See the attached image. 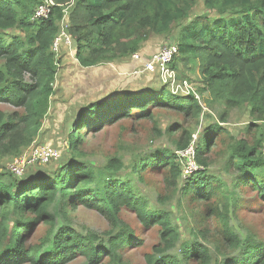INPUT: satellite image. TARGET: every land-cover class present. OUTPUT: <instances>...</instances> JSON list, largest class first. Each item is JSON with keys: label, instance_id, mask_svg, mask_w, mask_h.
I'll use <instances>...</instances> for the list:
<instances>
[{"label": "trees", "instance_id": "obj_1", "mask_svg": "<svg viewBox=\"0 0 264 264\" xmlns=\"http://www.w3.org/2000/svg\"><path fill=\"white\" fill-rule=\"evenodd\" d=\"M41 2L0 0V103L21 109L0 111L1 155L16 154L27 147L41 127L59 67L52 47L65 13L67 33L75 42V56L83 67L131 55L151 34L170 32L176 22L188 19L174 43L177 54L171 68L175 71L181 63L193 70L189 65H197L200 90L207 93L202 97L205 104L248 106L251 117L264 120V0H203L205 13L190 19L198 0H54L50 16L35 19ZM156 107L194 117L203 110L192 94H173L164 85L114 94L79 111L71 148L82 143L81 130L99 131L123 118L150 117ZM220 120L225 121L224 113ZM224 134L228 131L219 124L203 129V139L194 152L198 165H206L204 154ZM188 146L187 139L177 145L181 149ZM156 164L168 165L173 181L181 175L179 158L170 151L141 158L132 165L131 173L139 174ZM122 166L117 157H111L97 174L89 164L72 157L54 174L41 173L24 181L0 167V264H68L78 256L87 264H100L105 259L111 264H125L123 248L137 247L139 242L119 218L124 208L132 209L148 227L161 226L163 246H155L153 253L146 255V264H264V243L252 236L241 240L229 226L238 202L231 207L228 187L218 178L197 170L187 176L181 190L198 199L215 198L211 216L222 226L216 247L218 251L223 245L238 250L233 255L220 254V259L210 254L194 233V239L183 242L178 254L169 252L177 243L179 231L172 225L170 213L150 208L131 180L117 176ZM225 168L235 173L236 185L250 187L264 203L260 140L249 143L244 138L233 139ZM80 206L97 209L108 221L106 239L91 232L82 234L71 226L68 212ZM39 222L46 229L43 236L36 237Z\"/></svg>", "mask_w": 264, "mask_h": 264}, {"label": "rangeland", "instance_id": "obj_2", "mask_svg": "<svg viewBox=\"0 0 264 264\" xmlns=\"http://www.w3.org/2000/svg\"><path fill=\"white\" fill-rule=\"evenodd\" d=\"M204 13V2L198 0L190 11L189 19ZM187 21L188 19L176 22L170 32L151 34L135 52L139 53V60H134L131 58L132 54H129L123 59H114L92 67H83L77 62L75 42L68 35L67 26L60 21L59 31L67 33L66 35L71 39L69 42L60 40L57 48L53 49L59 67L48 110L34 140L27 147L19 149L16 154L8 152L0 154V167L3 172L9 171V166L16 158L27 153L34 146L46 144L57 148L61 157L47 164L30 166L19 180L36 178L41 173L52 175L72 157L86 162L99 174L111 157H117L123 165L116 172L117 176L131 180L137 194L146 199L150 208H158L170 213L172 225L179 231L177 243L169 252L178 254V248L183 242L194 239L195 236L192 235L194 233L207 246L209 253L215 254L213 256L220 259L225 253L233 255L238 250L233 251L223 245L221 251H218L216 247L219 244L216 237L219 236L222 226L216 217L211 216L216 205L215 198L198 199L193 195H185L181 189L188 179L187 176L197 170H206L210 177L218 178L225 184V188L228 187L231 207L235 205L236 200L238 202L229 218L232 231L241 240L252 236L264 243V203L250 187L236 185L235 173L225 168L227 151L233 139L244 138L249 143L260 140L264 155V120H255L251 117L248 106L227 108L217 102L212 105L205 104L202 97H207V93L200 90L202 83L197 65H189L190 68L193 66L191 70L181 63L178 64L174 72V81L176 84L187 82L199 94L203 107L199 116L186 115L171 108L156 107L151 111L150 117L123 118L99 131L81 130L82 143L76 149H72L70 145L75 139L74 125L80 105L82 107L92 102H101L114 94L137 93L160 88L163 85L168 90H172L170 83L167 82V86L158 76L141 72L142 64L147 60H143V57H152L162 47L176 43L181 26ZM172 93L183 95L179 90L176 92V88ZM12 110L21 111L10 104L0 103V111ZM222 113L225 115V121L220 120ZM211 124L223 126L228 134L216 139L211 145V150L204 154L206 165H198L195 154L187 155L185 148L181 149L177 145L182 143L183 139H187L189 147L192 146L195 150L201 142L200 139H203L201 137L203 129ZM163 151L173 152L179 158L181 175L177 180L173 181L169 166L166 164H156L139 174L131 173L132 165L141 158ZM188 162L191 163L193 170L186 174ZM262 174L264 175V169ZM52 212L56 214L57 208L53 207ZM68 213L71 226L78 232L82 234L91 232L106 239L104 232L110 226L97 209L80 206ZM57 217L61 220V215ZM119 218L131 229L139 242L137 247L128 245L123 248L121 252L123 261L125 264H146V255L153 253L155 246H163L160 239L161 226L159 224L146 226L132 209H122ZM45 229V224L39 222L35 229L36 237L43 236ZM68 264H87V261L84 257L78 256ZM100 264L111 263L105 259Z\"/></svg>", "mask_w": 264, "mask_h": 264}, {"label": "built area", "instance_id": "obj_3", "mask_svg": "<svg viewBox=\"0 0 264 264\" xmlns=\"http://www.w3.org/2000/svg\"><path fill=\"white\" fill-rule=\"evenodd\" d=\"M55 5L54 0H42V2L36 7L35 13L33 18L35 19H47L51 14V8ZM61 22L68 25V17L67 13L61 19ZM67 29V27H66ZM65 32H60L56 36L53 49H56L60 40H65L67 42L70 41V37L66 35ZM177 54V46L176 44L172 43L162 47L155 55L147 59L142 64L141 72H147L153 75L158 76L164 84H169L171 86V91L176 88L179 90L183 95L192 94V96L200 103V96L199 94L193 90L187 82H183L176 84L174 81V70L171 68L170 64L172 62L173 57ZM131 58L134 60H139L140 55L139 53H133ZM54 84V83H53ZM168 86V84H167ZM201 104V103H200ZM202 106V105H201ZM185 153L187 155H194L195 150L192 149V146H188L185 148ZM61 157L60 151L51 146V145H37L32 147L27 153L23 154L22 156L16 158L14 162L9 166V171L13 173L15 176L20 177L25 174V172L29 169L30 166L35 164H47L52 161L58 160ZM191 157V156H190ZM193 167L190 162L186 164V174L191 173Z\"/></svg>", "mask_w": 264, "mask_h": 264}, {"label": "crops", "instance_id": "obj_4", "mask_svg": "<svg viewBox=\"0 0 264 264\" xmlns=\"http://www.w3.org/2000/svg\"><path fill=\"white\" fill-rule=\"evenodd\" d=\"M76 57V56H75ZM150 56H144L143 57V60H146V59H148ZM125 58V57H124ZM76 59V58H75ZM120 59H123V58H120ZM120 59H118V60H120ZM77 60V59H76ZM77 62H78V60H77ZM137 62V61H136Z\"/></svg>", "mask_w": 264, "mask_h": 264}, {"label": "water", "instance_id": "obj_5", "mask_svg": "<svg viewBox=\"0 0 264 264\" xmlns=\"http://www.w3.org/2000/svg\"><path fill=\"white\" fill-rule=\"evenodd\" d=\"M84 106H85V105H84ZM84 106H82V107H81V105L79 106V108H78V110H77V112H76V116L78 115L79 111H80Z\"/></svg>", "mask_w": 264, "mask_h": 264}]
</instances>
